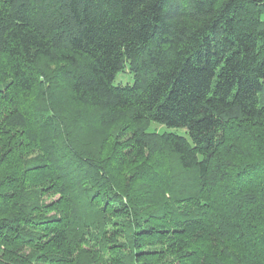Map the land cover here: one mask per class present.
Instances as JSON below:
<instances>
[{"label":"trees","instance_id":"16d2710c","mask_svg":"<svg viewBox=\"0 0 264 264\" xmlns=\"http://www.w3.org/2000/svg\"><path fill=\"white\" fill-rule=\"evenodd\" d=\"M0 264H264V0H0Z\"/></svg>","mask_w":264,"mask_h":264},{"label":"rangeland","instance_id":"374dc122","mask_svg":"<svg viewBox=\"0 0 264 264\" xmlns=\"http://www.w3.org/2000/svg\"><path fill=\"white\" fill-rule=\"evenodd\" d=\"M113 82L115 84H126V83H132L133 82V76L128 72V68L126 67L124 71H120L116 74ZM163 126L157 123H151L150 130H158L159 132L163 130ZM171 130H175L174 128H171ZM177 131H181L178 130Z\"/></svg>","mask_w":264,"mask_h":264}]
</instances>
